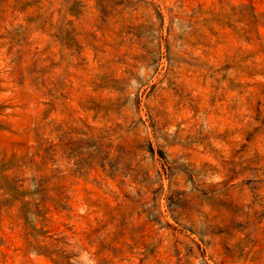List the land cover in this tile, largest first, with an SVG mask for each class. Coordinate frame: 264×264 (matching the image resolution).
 Listing matches in <instances>:
<instances>
[{
    "label": "rangeland",
    "instance_id": "obj_1",
    "mask_svg": "<svg viewBox=\"0 0 264 264\" xmlns=\"http://www.w3.org/2000/svg\"><path fill=\"white\" fill-rule=\"evenodd\" d=\"M0 264H264V0H0Z\"/></svg>",
    "mask_w": 264,
    "mask_h": 264
}]
</instances>
